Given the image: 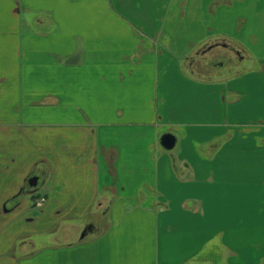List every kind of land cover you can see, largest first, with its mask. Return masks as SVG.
Returning a JSON list of instances; mask_svg holds the SVG:
<instances>
[{"label": "crops", "instance_id": "1", "mask_svg": "<svg viewBox=\"0 0 264 264\" xmlns=\"http://www.w3.org/2000/svg\"><path fill=\"white\" fill-rule=\"evenodd\" d=\"M248 4L0 0V264H264Z\"/></svg>", "mask_w": 264, "mask_h": 264}, {"label": "rangeland", "instance_id": "2", "mask_svg": "<svg viewBox=\"0 0 264 264\" xmlns=\"http://www.w3.org/2000/svg\"><path fill=\"white\" fill-rule=\"evenodd\" d=\"M250 2L251 5L248 4L244 8V12H246L243 14L245 16V20L240 19V23H238V25H243L241 26L242 30L239 32L237 29H232V27L230 26L229 31L231 32V37L229 38L233 39L235 38L234 36H238L243 40V43L245 45L244 49L249 52H259V50L264 48V6L257 8L256 10H254V12L251 11V9L253 8V0H250ZM244 21L246 22L245 24H243ZM252 33L258 35L257 38H259L262 42L254 45V42H252V40H255V37L251 36ZM230 48L232 49L224 50L220 48L214 52L212 61L213 64L218 62V64H216L217 66H215L217 67V69L222 68V71L226 73L234 72L237 70L255 71L263 69L264 62L256 61V59L250 61L248 58L240 60V57L237 56L236 47L234 45H231ZM211 55L212 54L210 53L209 58H211ZM220 63L223 65V67L218 66ZM91 217L92 219H94V217L97 216L92 215Z\"/></svg>", "mask_w": 264, "mask_h": 264}, {"label": "water", "instance_id": "3", "mask_svg": "<svg viewBox=\"0 0 264 264\" xmlns=\"http://www.w3.org/2000/svg\"><path fill=\"white\" fill-rule=\"evenodd\" d=\"M160 142H161L162 146L165 147L166 149H171L174 146L175 138L172 134L165 133L164 135H162ZM36 182H37L36 176H32L28 179L29 185H35Z\"/></svg>", "mask_w": 264, "mask_h": 264}]
</instances>
